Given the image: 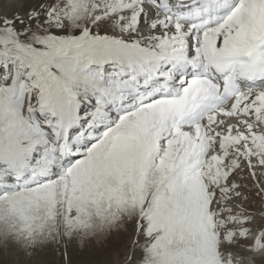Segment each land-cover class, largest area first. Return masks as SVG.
<instances>
[{"label": "snow or ice", "instance_id": "1", "mask_svg": "<svg viewBox=\"0 0 264 264\" xmlns=\"http://www.w3.org/2000/svg\"><path fill=\"white\" fill-rule=\"evenodd\" d=\"M262 205L264 0H0V264H264Z\"/></svg>", "mask_w": 264, "mask_h": 264}, {"label": "rangeland", "instance_id": "2", "mask_svg": "<svg viewBox=\"0 0 264 264\" xmlns=\"http://www.w3.org/2000/svg\"><path fill=\"white\" fill-rule=\"evenodd\" d=\"M248 191H249V195H250V198H251V197H252V190L249 189ZM252 199H255V202H256L257 204H260V203H261V201H260L259 198H252ZM252 199H250V201H249L248 203L245 204V208H246V209L250 207V205H251V203H252ZM262 206H264V205H262ZM4 226H5L4 223L0 222V228H4ZM107 236H108V233L105 232V233H102V234H99V235L95 236L94 239H106ZM53 243H54V241H53ZM3 244H4V240H3L2 235H0V246H2ZM43 244H44L45 246H47L48 241L45 239V240L43 241ZM237 259H239V257H237ZM249 264H251L250 261H249Z\"/></svg>", "mask_w": 264, "mask_h": 264}, {"label": "bare ground", "instance_id": "3", "mask_svg": "<svg viewBox=\"0 0 264 264\" xmlns=\"http://www.w3.org/2000/svg\"><path fill=\"white\" fill-rule=\"evenodd\" d=\"M249 261H250V263H251V260H250V258H249Z\"/></svg>", "mask_w": 264, "mask_h": 264}]
</instances>
